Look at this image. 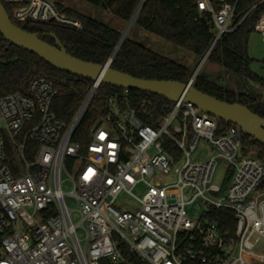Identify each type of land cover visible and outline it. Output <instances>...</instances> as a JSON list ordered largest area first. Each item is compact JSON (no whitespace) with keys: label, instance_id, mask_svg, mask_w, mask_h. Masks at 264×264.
I'll list each match as a JSON object with an SVG mask.
<instances>
[{"label":"built area","instance_id":"obj_1","mask_svg":"<svg viewBox=\"0 0 264 264\" xmlns=\"http://www.w3.org/2000/svg\"><path fill=\"white\" fill-rule=\"evenodd\" d=\"M5 2L19 23L81 28L54 0ZM238 2L198 0L211 17L213 46L241 24ZM255 30L264 35V14ZM91 92L70 125L53 112L57 91L46 78L34 79L27 96L0 97V264H264V164L243 147L237 125L222 127L184 100L156 117L146 101L131 106L125 90L124 102L109 98L83 148L72 139ZM201 145L211 157L192 162ZM218 211L233 215V231L212 219Z\"/></svg>","mask_w":264,"mask_h":264},{"label":"trees","instance_id":"obj_2","mask_svg":"<svg viewBox=\"0 0 264 264\" xmlns=\"http://www.w3.org/2000/svg\"><path fill=\"white\" fill-rule=\"evenodd\" d=\"M83 1L102 11H109L113 16L129 23L142 0ZM1 2L15 25L28 33L41 35L44 42L53 46L56 43L55 40L44 35L54 34L68 54L85 62L106 65L113 57L122 36L121 31L75 9L65 8L59 3H57L59 11L77 20L81 28L57 23H19L13 18V5L6 3L5 0ZM263 14V0H239L235 24L240 22L241 24L234 32L221 37L214 45L207 61L223 67L246 82L264 84L263 80L250 70L251 59L248 55L250 35L256 32L255 26ZM134 25L194 53L199 61L208 54L215 40L211 17L199 12L198 0H147ZM111 68L140 79L180 83H189L194 75V70L189 67L164 57L129 38L124 40L113 57ZM39 77L53 83L57 94L52 110L58 118L70 125L91 92L94 82L57 70L37 55L11 45L0 34V97L11 93L29 95L31 82ZM193 85L199 91L221 101L246 106L253 113L264 118V104L261 103V97L256 92L230 90L200 74H197ZM124 92V89L117 87L99 85L72 140L85 148L89 143L93 126L100 116L108 112L109 98L119 97L120 101L124 102ZM143 101L148 103L145 107L146 112L156 117L169 113L173 105L165 98L129 90L128 103L131 106L139 107ZM145 122L154 125V121L150 118L146 117ZM220 125L231 126L225 122H220ZM242 145L255 152L257 158L264 164L262 144L244 134ZM262 189H264V181ZM211 217L225 229L233 231L235 222L230 212H213Z\"/></svg>","mask_w":264,"mask_h":264},{"label":"water","instance_id":"obj_3","mask_svg":"<svg viewBox=\"0 0 264 264\" xmlns=\"http://www.w3.org/2000/svg\"><path fill=\"white\" fill-rule=\"evenodd\" d=\"M147 0H142L135 14L130 20L125 33L116 47L113 57L118 52L120 46L127 38L129 29L134 25L142 7ZM0 34L3 39L18 48L24 49L37 55L40 59L50 64L59 71L69 75L88 79L97 85H108L124 90H134L143 93L156 95L175 103L180 100L192 103L200 111L209 114L225 123L237 125L243 134L252 137L255 141L264 146V118L253 113L248 107L239 103H228L221 101L213 96L199 91L190 83H180L177 81H157L145 80L133 77L111 68L110 64L99 65L85 62L67 53L58 38L54 34H45L55 40V45H49L41 39V35L28 33L19 26L15 25L3 3L0 0ZM214 46L203 58L206 61ZM113 57L111 61H113ZM198 71L192 78H196ZM96 90L93 89L91 96ZM264 104V101H261Z\"/></svg>","mask_w":264,"mask_h":264},{"label":"rangeland","instance_id":"obj_4","mask_svg":"<svg viewBox=\"0 0 264 264\" xmlns=\"http://www.w3.org/2000/svg\"><path fill=\"white\" fill-rule=\"evenodd\" d=\"M55 3L63 5L65 8L75 9L87 16L97 19L110 27L117 29L125 33L128 24L121 19L113 16L109 11H102L91 4L83 0H54ZM127 38L138 42L139 44L151 49L152 51L174 60L180 64H183L190 69L194 70V73L198 71V74L204 76L223 87H227L230 90L244 92L246 90L256 92L262 97L264 101V84H259L255 82L244 81L239 77L234 76L226 69L209 61H199V59L194 55V53L187 51L183 48L177 47L161 37L152 34L145 29L133 25L128 33ZM248 55L251 59L250 70L255 73L264 83V35L258 32H254L250 35L248 43ZM212 155V151L206 147V145H201L198 150L192 155V162H205ZM225 176V168L220 167L218 169L215 183L221 184L223 177ZM67 175L64 173L62 179L63 190L65 193L72 191L73 186L67 180ZM66 201L71 210H75L77 203L76 200L71 196H66ZM121 203L127 204L128 199L123 198ZM192 218L198 217V208L194 207L191 210ZM73 219L75 222L78 221L79 216L76 211H73ZM80 239L84 238L81 231L78 232Z\"/></svg>","mask_w":264,"mask_h":264},{"label":"snow or ice","instance_id":"obj_5","mask_svg":"<svg viewBox=\"0 0 264 264\" xmlns=\"http://www.w3.org/2000/svg\"><path fill=\"white\" fill-rule=\"evenodd\" d=\"M201 7H203V5H201ZM101 139H103V134L101 135ZM113 147H114V145H113Z\"/></svg>","mask_w":264,"mask_h":264},{"label":"crops","instance_id":"obj_6","mask_svg":"<svg viewBox=\"0 0 264 264\" xmlns=\"http://www.w3.org/2000/svg\"><path fill=\"white\" fill-rule=\"evenodd\" d=\"M226 88H227V87H226ZM228 89H229V88H228ZM234 91H235V90H234ZM246 91H247V90H246ZM262 99H263V98L261 97V101H262Z\"/></svg>","mask_w":264,"mask_h":264}]
</instances>
